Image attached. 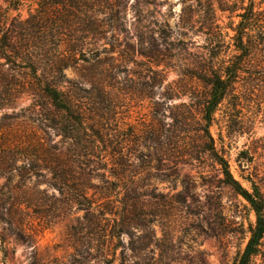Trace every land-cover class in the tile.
<instances>
[{
    "label": "rangeland",
    "instance_id": "rangeland-1",
    "mask_svg": "<svg viewBox=\"0 0 264 264\" xmlns=\"http://www.w3.org/2000/svg\"><path fill=\"white\" fill-rule=\"evenodd\" d=\"M118 1L106 38L26 41L25 58L6 61L36 5L0 0V264H234L249 240L255 213L208 150L198 75L241 53L251 1ZM253 1L249 55L209 132L264 195V0ZM34 66L83 125L52 105ZM251 264H264V237Z\"/></svg>",
    "mask_w": 264,
    "mask_h": 264
},
{
    "label": "trees",
    "instance_id": "trees-1",
    "mask_svg": "<svg viewBox=\"0 0 264 264\" xmlns=\"http://www.w3.org/2000/svg\"><path fill=\"white\" fill-rule=\"evenodd\" d=\"M29 0H5L8 7L18 8L22 3ZM36 7L35 12L30 16L26 23L17 32L21 49H17L10 42L2 47V57L6 61L10 60V52H17L21 59L25 58L24 46L26 41L34 42L35 45L41 46L43 40L48 41H78L85 40L89 37L103 38L110 31L104 26L106 18H109L107 12L113 15L116 12V1L118 0H32ZM250 4L243 5L240 13V21L236 26V47L241 52L236 55L232 63L228 64L221 70H211L198 75V78L209 87L202 100L204 120L206 122V134L210 138L209 144L212 156L221 165L225 182L230 185L239 195H241L250 204L255 213V224L250 228V237L243 250L237 257L234 264H251L255 255L260 253L261 241L264 237V195L257 185L252 183L251 189L244 186L234 177L230 169L228 160L222 157L213 144V138L209 132L214 114L218 106L226 99L230 87H233L237 78L240 76L241 68L245 62L246 56L249 55V13L252 12L253 0ZM43 28V29H42ZM45 30V31H44ZM113 30V29H111ZM8 35V33H7ZM8 40V37L6 39ZM37 47V46H36ZM41 48V47H40ZM23 49V50H22ZM56 65V66H55ZM54 68L61 73L65 64L56 62ZM33 76L39 81V86L43 87L44 94L50 99L52 105L62 113L64 118L69 119L77 124L85 123L83 113L80 109L74 107L65 95L64 91L56 88L53 83V75L46 77V73L39 75L38 67L31 69ZM47 74H49L47 72ZM68 133L67 127L61 129ZM104 264H113V259L106 257Z\"/></svg>",
    "mask_w": 264,
    "mask_h": 264
}]
</instances>
